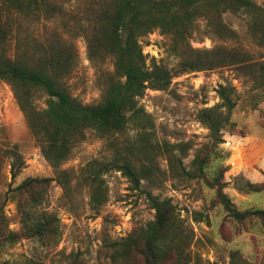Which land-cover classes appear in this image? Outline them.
Listing matches in <instances>:
<instances>
[{"label": "rangeland", "instance_id": "obj_1", "mask_svg": "<svg viewBox=\"0 0 264 264\" xmlns=\"http://www.w3.org/2000/svg\"><path fill=\"white\" fill-rule=\"evenodd\" d=\"M251 1L261 9L254 31L247 11L207 4L137 37L145 69L166 83L134 100L140 112L122 130L65 133L68 150L50 160L44 151L61 137L50 136L46 95L30 92L27 116L0 81V264H147L155 211L145 193L171 206L159 264H264V220L233 214L264 210V191L247 184H264V0ZM56 6L21 17L8 54L35 69L62 61L52 74L79 103L98 106L124 83L104 15L112 10L105 0ZM221 54L231 61L218 65ZM220 87L234 89L236 106L214 136L201 116L221 104Z\"/></svg>", "mask_w": 264, "mask_h": 264}, {"label": "trees", "instance_id": "obj_2", "mask_svg": "<svg viewBox=\"0 0 264 264\" xmlns=\"http://www.w3.org/2000/svg\"><path fill=\"white\" fill-rule=\"evenodd\" d=\"M57 2L58 0H0V81H5L11 86L15 98L27 116L26 104L30 99V92L39 90L46 95V119L56 127L55 133L50 136L63 138L55 140L54 144L44 151L48 160L51 159L52 154H64L68 150L65 133L87 128L100 131L122 130L128 120L140 112L135 107L134 100L141 97L147 88H162L166 83L165 75L158 76L157 72H148L145 69L137 37L155 28L166 27V21H169L168 25L176 27L182 12H184L182 21L188 22L191 20L192 11L207 4H212L223 11H247L253 18L254 31L259 27L258 15L261 11L251 0H173L172 4L167 0H105L107 10H112V12L106 11L104 15L107 19L108 39L112 44V54L115 58V70L124 78V83L113 84L102 104L88 106L82 105L73 98L60 80L52 74L53 71L64 66L62 61L51 59L48 64L35 69L24 65L18 55L11 57L8 54L9 35L14 24L21 17L39 19L41 16L53 14L54 7H58ZM221 31L225 38V34L229 31L223 26ZM230 61L231 56L221 54L217 64L221 66ZM188 68L198 69L194 66ZM233 92L234 89L231 87H220L218 96L221 104L202 113V120L214 136H219L220 130L230 124V114L236 106V101L231 99ZM218 108L223 112H219ZM28 120L34 129L35 126L32 125L30 118ZM59 160L57 159L56 164ZM118 168L131 180L133 186L138 188L137 173L126 164ZM247 184L252 188L251 192L264 191V184ZM145 196L155 211L154 221L150 223L146 232L147 264H159L161 251L157 248V243L161 239L160 232L167 224L171 206L169 201H159L149 193H145ZM233 214L237 219L258 217L264 220L262 209L243 213L234 211Z\"/></svg>", "mask_w": 264, "mask_h": 264}, {"label": "crops", "instance_id": "obj_3", "mask_svg": "<svg viewBox=\"0 0 264 264\" xmlns=\"http://www.w3.org/2000/svg\"><path fill=\"white\" fill-rule=\"evenodd\" d=\"M244 140V139H243ZM234 144H236V143H234ZM242 148H244L243 146H242Z\"/></svg>", "mask_w": 264, "mask_h": 264}]
</instances>
